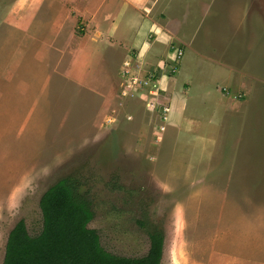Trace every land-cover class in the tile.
Segmentation results:
<instances>
[{
    "label": "rangeland",
    "instance_id": "1",
    "mask_svg": "<svg viewBox=\"0 0 264 264\" xmlns=\"http://www.w3.org/2000/svg\"><path fill=\"white\" fill-rule=\"evenodd\" d=\"M159 1L183 55L161 82L172 104L157 140L149 97L119 96L133 52L111 25L90 39L83 1L0 0V264L15 223L37 235L41 195L68 175L113 255L145 256L156 229L160 264H264V0Z\"/></svg>",
    "mask_w": 264,
    "mask_h": 264
},
{
    "label": "trees",
    "instance_id": "2",
    "mask_svg": "<svg viewBox=\"0 0 264 264\" xmlns=\"http://www.w3.org/2000/svg\"><path fill=\"white\" fill-rule=\"evenodd\" d=\"M92 200L83 180L68 175L41 195V230L30 236L22 219L10 230L3 264H160L163 234L151 230L145 256L128 258L113 255L99 244L92 219Z\"/></svg>",
    "mask_w": 264,
    "mask_h": 264
},
{
    "label": "crops",
    "instance_id": "3",
    "mask_svg": "<svg viewBox=\"0 0 264 264\" xmlns=\"http://www.w3.org/2000/svg\"><path fill=\"white\" fill-rule=\"evenodd\" d=\"M43 3H50L57 8L67 2L69 6L74 7L77 12L76 5L79 1L90 7L88 12L87 25L93 24L95 27L92 30L90 39L101 36L100 28H96L99 23L111 25L110 31L107 34L118 42L122 43L121 47H126L127 51L133 52L132 56L139 55L142 60H147L148 63L154 64L158 59H164L170 55L169 44L173 40L171 31L172 26L169 25V15L172 13V8H166L165 12L161 13V18L156 16L155 10L160 4L159 0H41ZM158 3V4H157ZM162 3V2H161ZM157 4V5H156ZM101 9H98L99 6ZM167 7V6H166ZM180 8V7H179ZM93 9V10H91ZM61 9L58 13L62 14ZM173 15V14H172ZM171 17V15H170ZM60 21V19H59ZM58 21H55V23ZM60 24V22H59ZM56 28V27H54ZM60 29V28H59ZM56 31V30H54ZM94 31H98L94 33ZM60 34L55 32L58 37ZM111 38V37H110ZM125 43V44H123ZM125 45V46H124ZM183 50V49H182ZM126 51V50H125ZM94 57V56H93ZM231 96V95H229ZM236 97V96H234ZM181 107V106H180ZM238 107V106H237ZM184 108V107H183ZM220 111V109H218ZM242 110L241 112H239ZM245 111V112H244ZM232 117V114L226 112ZM241 114V115H240ZM251 112L248 109L238 107V113L234 114L235 119L250 118ZM177 118V116H176ZM245 119V118H244ZM175 112L171 116V124L175 125ZM178 122V121H176ZM176 131H180V122ZM186 123V122H185ZM184 125V123H182ZM172 126V128L174 127ZM192 125L188 124L187 131H191ZM222 129V128H221ZM227 130V129H226ZM234 129H231V131ZM222 131V130H220ZM230 131V130H227ZM236 131V130H235Z\"/></svg>",
    "mask_w": 264,
    "mask_h": 264
},
{
    "label": "built area",
    "instance_id": "4",
    "mask_svg": "<svg viewBox=\"0 0 264 264\" xmlns=\"http://www.w3.org/2000/svg\"><path fill=\"white\" fill-rule=\"evenodd\" d=\"M170 55L147 66L138 55H130L121 62L119 96L124 100H144L145 106L155 110L158 123L154 131L156 139L160 140L162 132L166 130L171 98L165 94L161 82L164 78H171L178 70L182 60L183 50L177 43L169 44ZM147 109V110H148ZM157 112V113H156Z\"/></svg>",
    "mask_w": 264,
    "mask_h": 264
}]
</instances>
